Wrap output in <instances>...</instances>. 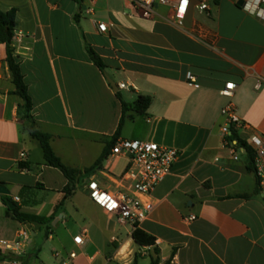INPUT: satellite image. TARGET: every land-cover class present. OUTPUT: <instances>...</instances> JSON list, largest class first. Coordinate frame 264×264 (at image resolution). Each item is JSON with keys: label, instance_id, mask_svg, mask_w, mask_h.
<instances>
[{"label": "crops", "instance_id": "0c3cea01", "mask_svg": "<svg viewBox=\"0 0 264 264\" xmlns=\"http://www.w3.org/2000/svg\"><path fill=\"white\" fill-rule=\"evenodd\" d=\"M205 2L208 15L191 7L179 26L171 7L158 3L144 18L129 0H0L1 11L15 10L14 34L21 37L12 45L32 102L25 120L0 44V188L6 191L0 192V240L27 232L20 264H56L70 252L76 253L73 264H264V197L247 154L237 151L234 160L220 132V111L230 100L245 124L231 133L243 141L264 136V4L259 12L258 0ZM99 23L105 32L97 30ZM227 83L236 85L231 99L220 94ZM117 94L125 103L140 95L151 99L144 116L127 119L140 124L138 138L118 139L179 153L152 192L153 210L136 226L153 239L149 246L133 241L135 226L118 223L92 202L86 177L53 214L67 180L45 164L38 141L23 130L34 124L49 134L62 163L83 171L116 131ZM126 167L127 159L116 156L95 173L116 190L113 182ZM6 201L22 214L52 220L19 222ZM73 217L81 222L69 225ZM76 236L81 245L73 243ZM0 264L10 263L0 255Z\"/></svg>", "mask_w": 264, "mask_h": 264}, {"label": "built area", "instance_id": "2783aa9c", "mask_svg": "<svg viewBox=\"0 0 264 264\" xmlns=\"http://www.w3.org/2000/svg\"><path fill=\"white\" fill-rule=\"evenodd\" d=\"M94 4L95 0H90ZM132 7L140 11L144 18H150L153 13L154 3L168 5L173 10V20L177 25H182V21L188 10L192 7L199 13L208 15L209 6L205 0H129ZM259 4H264V0H258L254 6L255 10ZM92 12L88 8L86 13ZM261 12V10L259 11ZM101 33L106 31V25L99 23L96 25ZM21 34H14V40L18 41ZM189 81L194 82V77L186 74ZM260 81H257L254 88L259 89ZM125 84H119L118 89H127ZM236 85L234 83L225 84L220 90V94L229 99L233 96ZM220 115L225 118V123L221 126L220 132L223 136V144L228 149L234 160H237V151L246 153V149L240 146L236 140L231 139V128L239 130L245 128V124L237 116L234 104L229 100L220 111ZM246 146L253 154L254 174L258 181L259 191L264 197V136L252 135L245 141ZM123 156L127 159V167L122 175L113 182L116 190H108L101 178H97L96 173L88 175L84 180V188L89 198L96 205L101 207L108 215L113 216L118 223L137 226L144 221L151 213L154 203L151 199L155 187L170 173L173 163L179 156L176 149L164 147L153 142L117 139L111 148L107 158ZM20 157H24L21 153ZM106 158V159H107ZM17 200V199H16ZM195 216L187 217L188 221H193ZM27 236V232L21 230L18 238L14 241L0 240V255L8 258L10 264H20L18 257L21 255L22 240ZM75 245L82 244V236L72 239ZM54 256L59 257L58 253ZM76 253L70 252L61 258L56 264H73Z\"/></svg>", "mask_w": 264, "mask_h": 264}, {"label": "trees", "instance_id": "16d2710c", "mask_svg": "<svg viewBox=\"0 0 264 264\" xmlns=\"http://www.w3.org/2000/svg\"><path fill=\"white\" fill-rule=\"evenodd\" d=\"M217 1V0H215ZM15 10L11 9L9 11L3 12L0 10V44H4L6 48V58L5 63L7 69L9 71L11 81L15 86L14 94H16L21 99V104L19 105L20 109H22L25 120H30L31 115L30 112L32 110V102L27 93V87L23 81L22 74L20 72L19 64L16 61L15 54H14V47H13V38H14V30H15ZM87 53L89 58L93 62L95 66L99 69L104 70L105 65L101 58L93 52L91 49H87ZM121 102V116L119 119L118 126L116 131L114 132L113 136L109 141H107L104 145L103 151L97 160L88 168L84 169L83 171H79L77 169H73L67 167L62 163L60 158L55 155L51 146H50V135L40 131L34 124L24 125L23 130L29 134V136L38 141L44 162L47 166L53 167L59 170L65 179L67 180V184L63 188V197L55 210L53 212L56 213L58 207L63 205L64 202L72 196L76 189V185L78 182L88 175H91L102 168L103 162L106 160L111 148L114 146L116 140L121 135V128L125 120L133 119L135 116H144L146 110L148 109L151 99L148 96H137L135 101L132 103H125L120 98V95L117 94ZM231 139L237 141V143L246 149V154L248 157V169L253 171V154L251 150L246 146L245 141L241 140L237 137L235 133H231ZM14 218L19 222H38V223H47L52 220V218H40L30 215H25L20 213L17 210V207H14L9 210ZM132 239L133 241L139 246H149L153 244V239L147 236L144 232L135 229L132 232ZM150 264H157L156 260H151Z\"/></svg>", "mask_w": 264, "mask_h": 264}, {"label": "rangeland", "instance_id": "374dc122", "mask_svg": "<svg viewBox=\"0 0 264 264\" xmlns=\"http://www.w3.org/2000/svg\"><path fill=\"white\" fill-rule=\"evenodd\" d=\"M135 119L139 120L140 117L139 116H135ZM141 126L140 124L137 122V123H134L132 121H129V120H125L123 125H122V128H121V134L123 136H132L134 138H138V136L141 134ZM74 222L76 223H80L81 221L77 218H71V219H68V223L69 225H73ZM22 240V239H21ZM43 241H46L45 239H43ZM44 251H46L47 253H49V246L46 245L45 248H44Z\"/></svg>", "mask_w": 264, "mask_h": 264}, {"label": "water", "instance_id": "95a60500", "mask_svg": "<svg viewBox=\"0 0 264 264\" xmlns=\"http://www.w3.org/2000/svg\"><path fill=\"white\" fill-rule=\"evenodd\" d=\"M238 6H242L243 5V1H238L237 2ZM107 81L109 82V84L111 85L113 91H117V86L115 85V83H113L109 78H107ZM2 190V191H1ZM0 192L2 193H6L5 190H3V188H0ZM7 205L9 206L10 209H12L14 207V205L10 202V201H6Z\"/></svg>", "mask_w": 264, "mask_h": 264}]
</instances>
